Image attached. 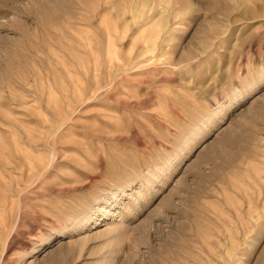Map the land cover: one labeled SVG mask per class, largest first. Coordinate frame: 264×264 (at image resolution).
Masks as SVG:
<instances>
[{
	"label": "rangeland",
	"instance_id": "1",
	"mask_svg": "<svg viewBox=\"0 0 264 264\" xmlns=\"http://www.w3.org/2000/svg\"><path fill=\"white\" fill-rule=\"evenodd\" d=\"M0 264H264V0H0Z\"/></svg>",
	"mask_w": 264,
	"mask_h": 264
}]
</instances>
